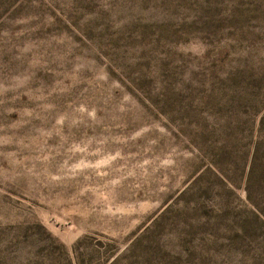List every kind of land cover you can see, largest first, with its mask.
<instances>
[{
    "label": "rangeland",
    "instance_id": "1",
    "mask_svg": "<svg viewBox=\"0 0 264 264\" xmlns=\"http://www.w3.org/2000/svg\"><path fill=\"white\" fill-rule=\"evenodd\" d=\"M0 264H264V0H0Z\"/></svg>",
    "mask_w": 264,
    "mask_h": 264
}]
</instances>
